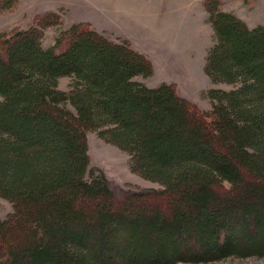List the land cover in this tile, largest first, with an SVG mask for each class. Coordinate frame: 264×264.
<instances>
[{
    "label": "trees",
    "instance_id": "obj_1",
    "mask_svg": "<svg viewBox=\"0 0 264 264\" xmlns=\"http://www.w3.org/2000/svg\"><path fill=\"white\" fill-rule=\"evenodd\" d=\"M203 3L214 30L205 72L233 86L209 88V110L171 83L137 80L152 61L87 23L48 46L53 12L55 22L0 34V196L13 205L0 217V264L264 257V24L249 26L221 0ZM89 130L161 188L117 200L90 165Z\"/></svg>",
    "mask_w": 264,
    "mask_h": 264
},
{
    "label": "rangeland",
    "instance_id": "obj_2",
    "mask_svg": "<svg viewBox=\"0 0 264 264\" xmlns=\"http://www.w3.org/2000/svg\"><path fill=\"white\" fill-rule=\"evenodd\" d=\"M204 0H14L10 8H0V34L35 25L49 13L60 16L58 23L45 27L43 45L53 44L57 34L72 23L83 22L114 41L127 40L153 64L149 76L135 78L148 86L171 83L176 92L201 110L211 108L209 88H232L213 82L205 72L208 49L214 30L208 20ZM223 9L236 13L249 26L264 24V0H221ZM55 22V21H54ZM70 76L59 78V87L68 89ZM69 106L73 109L72 105ZM90 165L106 174L117 200L134 192L161 188L130 167V155L100 137L87 132ZM164 199V198H163ZM13 211L12 203L0 196V217ZM174 264H264V257L227 258L205 263Z\"/></svg>",
    "mask_w": 264,
    "mask_h": 264
}]
</instances>
